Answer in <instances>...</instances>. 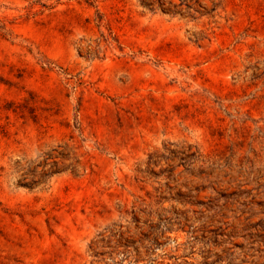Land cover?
<instances>
[{"label": "rangeland", "instance_id": "374dc122", "mask_svg": "<svg viewBox=\"0 0 264 264\" xmlns=\"http://www.w3.org/2000/svg\"><path fill=\"white\" fill-rule=\"evenodd\" d=\"M0 264H264V0H0Z\"/></svg>", "mask_w": 264, "mask_h": 264}]
</instances>
